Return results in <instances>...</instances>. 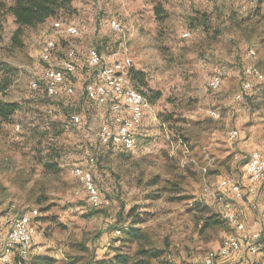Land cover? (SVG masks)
Returning a JSON list of instances; mask_svg holds the SVG:
<instances>
[{
	"label": "rangeland",
	"instance_id": "1",
	"mask_svg": "<svg viewBox=\"0 0 264 264\" xmlns=\"http://www.w3.org/2000/svg\"><path fill=\"white\" fill-rule=\"evenodd\" d=\"M113 18L122 22L120 29L110 25ZM73 26L79 35L70 32ZM16 29L13 18L1 13L0 98L17 107L0 118V233L7 229L1 217L13 205L20 214L38 211L33 249L42 246L39 256L49 264H204L207 252L234 232L219 215L222 197L261 231L264 257V181L255 202L219 187L222 178L243 187L244 165L254 150L247 140L257 134L264 139V80L244 101L232 97L244 65L264 73V0H72L56 17L25 27L19 43ZM48 41L54 50H45ZM93 47L131 57L130 69L144 73L145 85L128 72L152 108L138 127L133 152L103 144L97 135L111 123V112L109 104L84 95L86 83L97 80L86 62ZM71 48L79 55L77 70L66 74L71 94L51 98L43 84L31 87ZM216 75L221 85L208 88ZM73 113L81 115V127L71 124ZM232 129L240 131L235 141L228 140ZM260 151L264 156V147ZM91 155L95 166L85 160ZM76 164L93 171L106 207L89 203L72 172ZM257 258L244 252L225 263Z\"/></svg>",
	"mask_w": 264,
	"mask_h": 264
},
{
	"label": "built area",
	"instance_id": "2",
	"mask_svg": "<svg viewBox=\"0 0 264 264\" xmlns=\"http://www.w3.org/2000/svg\"><path fill=\"white\" fill-rule=\"evenodd\" d=\"M113 19L118 21L117 18ZM74 30H79V28L76 26ZM48 43L49 41L46 45ZM88 52H93V59H86V62L90 68L97 70V80L86 83L84 88L85 98L99 105L109 104L111 112V123L102 125L97 135L103 144L119 146L122 138H130L131 140L133 137H138V127L142 123V118L146 115L140 112V107L135 104L134 96L127 93V88L123 87V81H119V74H124L123 64L126 61V56L125 59H117V50L104 55L97 47L90 48ZM60 66L62 70L71 69L74 73L77 70L78 62H69V67H62V64ZM45 70L49 74V82H43L42 89L49 97L54 98V95H63L64 93L71 94L74 91L71 85L66 84L63 85V92H52V85H58L59 76H54L53 70H47V67ZM105 70H113L114 79H105ZM243 75L240 93L237 96L238 101H244L254 89L255 82L258 81L257 72L245 70V65ZM210 87H214V76L208 83V88ZM129 121H136L137 130L129 129ZM70 122L77 127H81L83 124L82 117L78 113H73L70 116ZM239 135V129H234V134L228 135V140L235 141ZM236 157H238V154ZM85 160H90V166H95L97 162L94 155L88 156ZM79 168L80 164H76V170ZM244 169L243 188H235V182L227 178H222L219 187L223 191L232 187V194L235 199L247 197L255 202L256 197L259 195V188L264 181V156L260 150L259 157L253 161L249 168ZM83 189L89 203L94 208L101 209L107 206L108 200L101 193L98 183L97 186H90V178H87L83 183ZM204 190L215 197L209 186L206 185ZM219 199V215L229 221V224L234 228V232L228 234L217 249L207 252L204 256V264H226L225 262L230 257L244 252L252 259L254 257V246H261L262 243L261 231L248 226L241 219L236 206L235 210H228V201H232L230 198L220 197ZM253 206L255 207L256 204L253 203ZM37 214L38 211L35 210L20 214L12 205L1 217L4 226L8 229V234L4 240L0 239V264L30 263L31 251L22 252V244L24 238H31L34 242L37 232L30 231V221H34ZM5 216H13V223H5ZM116 233L119 234L120 230H116Z\"/></svg>",
	"mask_w": 264,
	"mask_h": 264
},
{
	"label": "bare ground",
	"instance_id": "3",
	"mask_svg": "<svg viewBox=\"0 0 264 264\" xmlns=\"http://www.w3.org/2000/svg\"><path fill=\"white\" fill-rule=\"evenodd\" d=\"M120 22L121 21H119V20L115 21V19H112L110 22V25L112 26L113 29H120L122 26V22L121 23ZM75 27L76 26H73L70 29V32L74 36H77L80 34V30H74ZM189 34H190L189 32L185 33L186 36H188ZM55 45H56L55 43H50V45H47L45 47V50L46 51L54 50ZM249 54L251 56H255L256 55L255 49H253V48L250 49ZM87 59H93V52H88ZM117 59H125V56L120 58V54H119V52H117ZM78 61H79V55H78L76 49L71 48L64 55V57L59 59L57 62H55L54 64L49 63V67L47 68V70H53V75L59 76L58 85H52V92H63V85L67 84L66 74L72 73L71 69L62 70L60 65L62 64V67H69V62H78ZM131 67H132V59H131V57L126 56V61L123 64L124 74H119V81H123V87L127 88V93L134 96L135 104L140 107V112L142 114L146 115L152 109L151 108V102H150L149 98L144 93L139 91L131 83L132 81H130L129 76H128V72H129V69ZM245 70H251L252 72H257L258 81L264 80V73L257 65H254V64L247 65L245 67ZM104 78L105 79H114V71L113 70H105L104 71ZM33 82H34V85H33ZM43 82H49V74L46 73V70H45V73L43 74L42 77H40V78L35 77L30 81L31 87H33V88L41 87ZM221 83H222V78L220 77V75L214 76V87L215 88L219 87L221 85ZM239 93H240V90L234 92V94L232 96L234 100L238 101L237 96L239 95ZM60 96H62V95H54V97H60ZM209 112L211 114L217 116L216 110L212 109ZM143 119L144 118H142V120ZM16 128L20 129V125L18 124ZM129 129L130 130H136L137 129L136 121H129ZM233 134H234V129H232L228 133V135H233ZM119 146H122L125 149L130 150V151H132V148H133V151L137 150L139 148L138 138L133 137V138H131V140H130V138H122ZM258 157H259V149L254 148L252 154L250 155V157L245 162L244 168H249L251 166V164L253 163V161L256 160ZM72 172L76 176L81 178L82 183H85V180L87 178H90V186H97L96 180L94 178L95 177L94 173L90 168L80 166V168L76 170V167H74L72 169ZM228 210H235V205L232 201H228ZM223 218L225 219V217H223ZM5 223H13V216H5ZM30 231L37 232L36 226H35L33 221H30ZM260 248H261L260 246H254V255H258V258L255 259V261L252 264H262V262H264V257L262 258L260 255V253H261ZM34 250L35 249H33V240H31V238H24L23 244H22V252H30L31 251V254L33 255ZM30 260H31V258H30Z\"/></svg>",
	"mask_w": 264,
	"mask_h": 264
},
{
	"label": "trees",
	"instance_id": "4",
	"mask_svg": "<svg viewBox=\"0 0 264 264\" xmlns=\"http://www.w3.org/2000/svg\"><path fill=\"white\" fill-rule=\"evenodd\" d=\"M71 2L72 0H13L11 4H7L0 1V15L1 13L9 14L13 18V22L17 25L13 40L19 43L25 27H34L50 18L56 17L61 10L68 9L71 6ZM143 74L142 71H134L133 69L129 71V76H131L133 81L138 79L145 85ZM16 107V104L5 102L0 98V118L8 119L14 113ZM121 213L119 211L120 215ZM133 222V224L140 223L138 220ZM137 230V228L130 230L128 237L134 236ZM34 258L35 262H39V264H49L51 262V259L44 256L37 255Z\"/></svg>",
	"mask_w": 264,
	"mask_h": 264
},
{
	"label": "crops",
	"instance_id": "5",
	"mask_svg": "<svg viewBox=\"0 0 264 264\" xmlns=\"http://www.w3.org/2000/svg\"><path fill=\"white\" fill-rule=\"evenodd\" d=\"M262 94H263V92L261 91V93H260V96H262ZM261 98V97H260ZM210 110V109H209ZM209 110H208V112H209ZM260 110H262L261 108H260ZM151 111V110H150ZM211 111V110H210ZM149 113V112H148ZM148 113H147V115H148ZM149 116H152V114L151 113H149ZM154 118L155 119H158V117L156 116V115H154ZM154 119V120H155ZM257 128L258 127H256L255 128V130L253 131V132H255L256 133V131H257ZM137 130V129H136ZM247 145H248V147L250 148L249 149V152L251 153V151H252V149H254V148H257V149H260V150H262V148L264 147V139H262V136H260V135H254L253 137H251V138H249L248 140H247V143H246ZM261 153H263V152H261ZM200 168H202L204 171L206 170V167H201L200 166ZM6 230V231H5ZM4 230V233H0V234H2V237L0 238L1 240H4L5 238H7V234H8V229H5ZM36 250V249H35ZM42 250V247L41 246H38L37 247V251H34V252H36V253H34L33 255H32V257H31V260H30V264H39V262H35V256H39V251H41ZM33 258V259H32ZM42 264H46V263H42Z\"/></svg>",
	"mask_w": 264,
	"mask_h": 264
}]
</instances>
